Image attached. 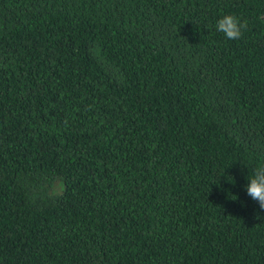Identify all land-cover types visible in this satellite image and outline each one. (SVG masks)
<instances>
[{
	"label": "trees",
	"instance_id": "16d2710c",
	"mask_svg": "<svg viewBox=\"0 0 264 264\" xmlns=\"http://www.w3.org/2000/svg\"><path fill=\"white\" fill-rule=\"evenodd\" d=\"M0 264H264V0H0Z\"/></svg>",
	"mask_w": 264,
	"mask_h": 264
}]
</instances>
